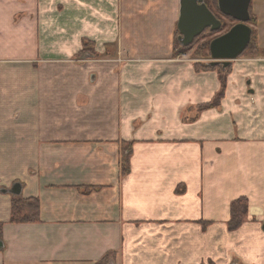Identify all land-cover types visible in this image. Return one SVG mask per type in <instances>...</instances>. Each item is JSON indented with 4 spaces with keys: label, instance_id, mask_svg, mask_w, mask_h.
Returning a JSON list of instances; mask_svg holds the SVG:
<instances>
[{
    "label": "crops",
    "instance_id": "crops-1",
    "mask_svg": "<svg viewBox=\"0 0 264 264\" xmlns=\"http://www.w3.org/2000/svg\"><path fill=\"white\" fill-rule=\"evenodd\" d=\"M258 14L201 111L222 84L175 55L180 0H0V264H264ZM16 183L40 222H10Z\"/></svg>",
    "mask_w": 264,
    "mask_h": 264
},
{
    "label": "water",
    "instance_id": "water-1",
    "mask_svg": "<svg viewBox=\"0 0 264 264\" xmlns=\"http://www.w3.org/2000/svg\"><path fill=\"white\" fill-rule=\"evenodd\" d=\"M251 4L252 0H218L220 14L236 24L227 33L211 42L209 53L212 61L209 64L213 67H230V64L240 58L250 45L253 37V30L249 26ZM177 28L180 33L178 41L182 47L187 48L207 30L212 33L220 32L223 24L209 9L206 0H180ZM10 193L19 197L22 193V185L16 183ZM2 248L3 244L0 240V249Z\"/></svg>",
    "mask_w": 264,
    "mask_h": 264
},
{
    "label": "trees",
    "instance_id": "trees-1",
    "mask_svg": "<svg viewBox=\"0 0 264 264\" xmlns=\"http://www.w3.org/2000/svg\"><path fill=\"white\" fill-rule=\"evenodd\" d=\"M207 6L215 14L214 10L209 6L208 3H207ZM250 13H251V23L253 25H256L257 24V18H256V16L253 15V12H251V8H250ZM179 36H180V33L177 30V32H176V38L177 39L175 40V43H174L175 48L177 47V45L179 43V41H178ZM197 39L195 40L194 43H196ZM211 42H212V40L210 42H208V47H210ZM192 46L193 45H191L187 48L181 46L180 48H181L182 52H185V51L190 50V48H192ZM89 47H90V43L84 42V48L88 49ZM249 50L252 51V54H250V55H255L257 53V50H258L257 44L254 40V32H253L252 41H251L250 45L248 46V48L246 49V51L243 53V55H246ZM196 70L200 71V72L201 71H209V70H218L219 71L221 84H222L221 91L219 92V94L215 97V99L211 103L201 106L200 110L204 111L207 109L218 107L220 105V102L224 98L225 89H226V76L230 70V67H227V68H225L223 66L213 67L211 64L208 63L205 65L197 64ZM125 148H126L125 150L129 152V154L126 157L125 162H124V172L126 174L129 172V158H130V154H131L130 149L132 148V145H130V144L125 145ZM84 191H86V193L87 192L89 193L92 191V189L85 188ZM180 191H181V189H178V192H180ZM247 209H248V200L246 198H240L239 200L232 203V205H231L232 218H231V221L229 222V229L231 231L237 230L243 224V222L247 216ZM10 222L12 224H32V223L40 222V202H39V200L36 198H30V199H22L21 197L14 198V200L12 201V211H11ZM3 227H4V224L0 223V235L2 233ZM107 262H108V257L105 258L104 260H102V262H100V264H106Z\"/></svg>",
    "mask_w": 264,
    "mask_h": 264
},
{
    "label": "rangeland",
    "instance_id": "rangeland-1",
    "mask_svg": "<svg viewBox=\"0 0 264 264\" xmlns=\"http://www.w3.org/2000/svg\"><path fill=\"white\" fill-rule=\"evenodd\" d=\"M207 3L214 10L215 15L222 21L223 29L218 33H212L209 30H207L202 36H200L197 39L196 43H194L192 48H190V50L188 51L182 52L180 48L181 46L179 43L176 48L174 47L176 56H182V55L187 56L192 62H194L195 66L197 64L205 65L212 61L210 53H209L208 42H210L211 40L213 41L217 37L227 33L236 24V22L232 21L231 19H226L220 14L218 10V0H207ZM251 12L259 13L258 14L260 17L259 18V22H260L259 30L260 32H263L264 30V0H252ZM249 26L253 30V27H252L253 24L251 22ZM250 54H252L251 50H249L246 55H250ZM127 154H129L128 151H127Z\"/></svg>",
    "mask_w": 264,
    "mask_h": 264
},
{
    "label": "flooded vegetation",
    "instance_id": "flooded-vegetation-1",
    "mask_svg": "<svg viewBox=\"0 0 264 264\" xmlns=\"http://www.w3.org/2000/svg\"><path fill=\"white\" fill-rule=\"evenodd\" d=\"M206 4H207V0H206Z\"/></svg>",
    "mask_w": 264,
    "mask_h": 264
}]
</instances>
